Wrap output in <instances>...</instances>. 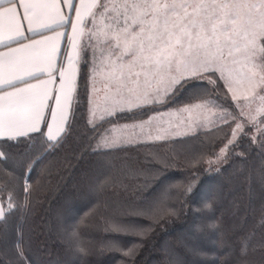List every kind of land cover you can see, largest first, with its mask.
Listing matches in <instances>:
<instances>
[{
  "label": "trees",
  "instance_id": "1",
  "mask_svg": "<svg viewBox=\"0 0 264 264\" xmlns=\"http://www.w3.org/2000/svg\"><path fill=\"white\" fill-rule=\"evenodd\" d=\"M76 80L67 132L53 147L41 134L0 142L7 155L0 160V201L6 210L0 264H264L261 133L252 138L245 128L219 163L212 159L228 124L164 142L110 148L98 142L108 124L170 106L222 98L229 109L222 81L217 80L218 91L202 81L209 90L203 97L185 93L175 103L134 110L131 119L123 113L111 123L99 121L94 124L102 126L92 130L82 61ZM98 147L107 154L97 156ZM131 204L154 208L151 218L135 221L143 231H113L114 222H128ZM209 222L216 227L210 229ZM74 229L86 254L76 250Z\"/></svg>",
  "mask_w": 264,
  "mask_h": 264
},
{
  "label": "snow or ice",
  "instance_id": "2",
  "mask_svg": "<svg viewBox=\"0 0 264 264\" xmlns=\"http://www.w3.org/2000/svg\"><path fill=\"white\" fill-rule=\"evenodd\" d=\"M64 5L69 13H75L74 19L61 10L60 0H21L19 4L17 0H0V48H8L0 52V140L20 143V138L31 139L32 133H41L47 111L50 122L46 134L41 135H46L48 142H58L67 132L81 61L91 68L89 124L100 109L101 93L100 119L111 123L110 118L120 113H131V119L134 110L175 103L185 93L191 98L203 97L209 91L201 83L204 80L214 86L213 91H218L217 80L223 81L229 92L234 85L246 84L249 123L255 125L256 115H264V95L257 92H264V0H79L78 4L64 0ZM18 8H23L22 18H18ZM21 19L27 21L26 30ZM65 26L71 34L64 62L57 64L58 42L66 35L60 29ZM98 82L102 87L97 88ZM232 99L236 100V95ZM257 100L254 115L250 105ZM237 106L240 115H246L244 106ZM192 107L196 106L185 110ZM154 119L149 116L145 122L132 124L129 135L106 139L103 146L119 147L140 137L167 139L168 128L157 127L155 135L145 128ZM98 126L102 125L93 124L92 130ZM240 132L243 125L237 123L228 143H234ZM261 136L264 147V132ZM94 153L107 154L99 147ZM6 159V153L0 151V160ZM13 207L9 199L7 212ZM153 213L151 204H131L126 210L128 222H114L112 230L140 234L143 229L136 219L151 218ZM5 220L6 210L0 206V221ZM71 237L76 250L86 254L75 229ZM17 251L23 255L19 247Z\"/></svg>",
  "mask_w": 264,
  "mask_h": 264
},
{
  "label": "rangeland",
  "instance_id": "3",
  "mask_svg": "<svg viewBox=\"0 0 264 264\" xmlns=\"http://www.w3.org/2000/svg\"><path fill=\"white\" fill-rule=\"evenodd\" d=\"M90 26V24H89ZM77 42L79 43L80 40L77 38ZM91 72V68H87V98H88V105L87 108L89 110V99L93 95L92 93V82L89 78ZM207 81V80H204ZM223 83V81H222ZM224 85V83H223ZM97 88L102 87L101 83H97ZM225 90L228 94V102H230V107H228L224 104H226L222 98L221 99H215V98H209L206 100L201 101H193L189 104H182L180 106H170L165 109H161L159 111H155L152 114L148 115L145 118L142 119H136L133 121H125V122H115L108 124L104 129L106 128H119V131L116 133H113L114 136L123 137L126 135H129L132 132L131 125L132 124H139L141 122H145L148 120L149 116H155V119L151 122L150 125L145 124V128H151L153 130V135H155V129L157 127L162 126L163 128L169 129V136L167 139H161V140H148L144 137H140L139 139L133 138L131 139L132 142H126L121 144L123 145H129V144H137V143H149V142H164V141H171L178 138H183L187 136H193L192 133H195L196 135L198 132L203 130H208L211 128L218 127L220 125H226L228 124V135L222 144V146L219 148L217 155L214 159H212L213 162L219 163L223 161V158L225 157L228 148L233 144H229V140H233L232 132L233 129L236 128V124L240 123L243 125V131L245 128H248L249 134L252 138L259 135L261 132H264V115H256V123L255 125L252 123H249L247 113L249 112L248 107V101L245 100V96L248 95L246 92V84H238L233 86V92H229L228 88L224 86ZM257 92L260 95H264V92H260L259 89H257ZM233 95H236L237 99L233 100ZM249 100H251V97H249ZM259 101L251 103L250 107L252 110V114L255 113V109L258 105ZM164 105V104H163ZM195 105L196 107H192L191 111L185 110L188 109L189 106ZM237 105L244 106L243 110L246 113V115L241 116V107H238ZM151 106V105H150ZM154 106H162L161 104H157ZM152 106V107H154ZM103 107V94L101 93L100 97V109ZM231 108V109H230ZM97 109L96 110V116L93 119V124L101 121V116L103 115V112ZM87 110V118L88 121L90 119L89 111ZM183 110V111H181ZM159 113L160 115H157ZM123 114V113H120ZM114 117V116H113ZM183 121V124H180V122ZM227 121V123H225ZM199 124L200 127H197L196 124ZM189 124H192L193 126L191 128L188 127ZM125 125H128V127H124ZM170 125L172 127H170ZM176 125H180L178 128L175 127ZM121 129V131H120ZM126 129V130H124ZM125 133H124V132ZM138 131V129H137ZM185 133H188L187 135ZM242 132H240L234 139V142L238 140V138L241 136ZM100 143V142H99ZM102 147L106 148L103 146ZM227 145L226 151L221 154V149L225 148Z\"/></svg>",
  "mask_w": 264,
  "mask_h": 264
},
{
  "label": "crops",
  "instance_id": "4",
  "mask_svg": "<svg viewBox=\"0 0 264 264\" xmlns=\"http://www.w3.org/2000/svg\"><path fill=\"white\" fill-rule=\"evenodd\" d=\"M21 2V0H17V4H19ZM74 2L75 3H79V0H74ZM60 3H61V5H62V8H61V10L65 13V14H70L71 15V17L74 19V17H75V13L74 12H71V13H69V9L66 7V5H64V0H60ZM18 18H22V16H23V8H18ZM21 23H22V29L23 30H26L27 29V21H23L22 19H21ZM3 24L6 26V24H7V22L6 21H4L3 22ZM61 31H65L66 32V35H65V37L64 38H62L59 42H58V47H59V49H60V53H59V55L56 57V59H55V63H57V64H59V63H61V62H64V52H65V50H67V48H68V40H67V37H68V35H70L71 34V29H70V27H68V26H65V28H63V29H60ZM26 35H33L32 33H27L26 32ZM49 35H53L52 33H49ZM37 39H39V37L37 36L36 37ZM25 43H30V41H25ZM12 47L13 48H15V47H17V45H15V44H13L12 45ZM5 51H8V48H0V52H5ZM33 83H36V81H32ZM50 88L52 87L51 85L49 86ZM47 122H50V115H49V113L46 111L45 112V122L44 123H42L41 124V126H40V128H41V133H45L46 134V132H47V128H46V123ZM124 130H126V129H124ZM117 131H119V128H114L113 129V127L112 128H106V129H104L103 130V132L101 133V135L99 136V138H98V142H103L104 140H106V139H110V138H112V137H114V134L113 133H116ZM120 131H121V129H120ZM54 132H55V129H54ZM124 132V131H123ZM41 133H32L31 134V136H33V135H38V134H41ZM125 133V132H124ZM62 135V134H61ZM61 135H60V137H61ZM127 136V135H126ZM44 137V139L46 140V135H44L43 136ZM59 137V138H60ZM1 141H4V140H0V142ZM47 141V140H46ZM48 142V141H47ZM131 142H132V140H131ZM52 143V142H51ZM0 206H3V204H2V202L0 201ZM4 207V206H3Z\"/></svg>",
  "mask_w": 264,
  "mask_h": 264
},
{
  "label": "clouds",
  "instance_id": "5",
  "mask_svg": "<svg viewBox=\"0 0 264 264\" xmlns=\"http://www.w3.org/2000/svg\"><path fill=\"white\" fill-rule=\"evenodd\" d=\"M204 208L208 211H211L212 210V206H211V203L210 202H206L204 204ZM214 224V222H209V228L212 229V225Z\"/></svg>",
  "mask_w": 264,
  "mask_h": 264
}]
</instances>
